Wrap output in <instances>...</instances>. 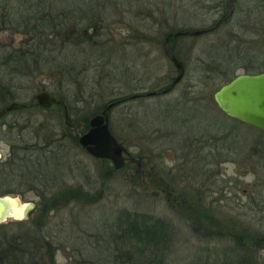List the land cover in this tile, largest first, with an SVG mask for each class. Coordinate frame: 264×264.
Wrapping results in <instances>:
<instances>
[{
	"label": "rangeland",
	"instance_id": "374dc122",
	"mask_svg": "<svg viewBox=\"0 0 264 264\" xmlns=\"http://www.w3.org/2000/svg\"><path fill=\"white\" fill-rule=\"evenodd\" d=\"M228 2L0 0V19L13 21L0 29V59L6 50L30 41L28 47L40 48L37 53L46 60L27 74L0 69L6 76L3 83L14 91L5 101L25 103L39 90L53 93L68 83L69 113L81 121L67 129L62 112L38 104L8 110L0 120V178H8L0 180V196L12 195L21 203L35 200L37 205L39 191L18 186L14 163L28 156L36 160L27 143H41L46 136L51 141L53 135L62 137L55 148L61 156L55 162L60 164L57 191L76 186L93 195L86 203L71 200L51 211L38 204L31 214L32 220L45 222L42 231L54 243L56 264L105 263L109 244H114L110 232H116L125 210L171 223L172 263L238 264L244 252L228 236L240 230L254 232L264 242V131L227 116L213 95L229 77L264 71V0H236L230 7ZM224 13V21L209 32L172 37L185 65L184 77L168 93L146 96L178 74L163 49L167 33L172 28H210ZM98 15L103 16L99 41L87 42L79 31L86 26L92 32ZM66 65L74 67L68 81L61 78ZM123 92L143 95L114 105L109 128L141 159L142 177L136 176V163L127 161L115 170L110 161L92 157L70 137L86 130L88 121L81 114L89 119L96 106ZM106 168L110 170L104 175ZM165 185L187 193L210 212L218 225L209 229H220L223 236L208 235L205 227L195 230L189 215L168 200ZM3 224L0 232L21 227L15 220ZM248 242L245 263L264 264V245L251 236Z\"/></svg>",
	"mask_w": 264,
	"mask_h": 264
},
{
	"label": "trees",
	"instance_id": "16d2710c",
	"mask_svg": "<svg viewBox=\"0 0 264 264\" xmlns=\"http://www.w3.org/2000/svg\"><path fill=\"white\" fill-rule=\"evenodd\" d=\"M235 1L236 0H233L232 5ZM228 3L227 5H229ZM98 17L99 19L95 17L98 20L97 22L93 23L92 32H89L86 26L81 28L79 31L80 36H83L87 42L90 39L93 40L94 43L99 41V36L101 34L99 29V20L101 21L103 16L98 15ZM9 23H13V21L11 19H9V21H6L4 18L0 19V29L5 27L8 28ZM16 29L25 33L24 30H20L19 26H17ZM172 30L175 29L172 28L171 32ZM183 30L191 31L185 28L177 29L175 31ZM31 40H33L32 37ZM172 40L173 38H170L168 43L169 50H171L172 53L176 55L174 45L171 43ZM29 44L30 41H27L18 48L16 47L15 49H10L9 51L6 50L8 54L4 57V59H0V69L5 70L6 68L17 75L18 73L27 74L28 71L29 73L32 71H37L43 64L42 62L46 60L41 57L42 53H37L40 48L38 50H34L35 48H33V46L28 47ZM176 56L177 59H179V56ZM59 69L61 71V68ZM62 71V77H60L63 78L64 81H68L69 78L72 79V76L74 75V67L71 69L66 65L62 67ZM236 76L234 75L233 77ZM5 77L6 76L4 74H0V100L3 103L0 109L9 102L5 101L7 95L11 96L14 93V91H11V86H9V84L5 85L3 83L2 78L5 79ZM233 77H229L228 80H231ZM13 78H15V76ZM13 78H11V80ZM53 93L62 98L69 111V100L72 92L69 89L68 83H65L63 87L62 85H59V87L54 89ZM133 96L137 97L139 95L136 94V92H133L131 95H126L124 92L116 94L113 93L112 97L108 98L106 103L103 102L102 105L96 106L97 109L93 110L91 115L101 113L104 105L115 102L113 106H116L117 104L122 103L124 99L127 100ZM113 106L111 108H113ZM51 107H55L59 110V112L63 113L62 103H56ZM6 113L7 112L1 114L0 119L4 118ZM80 117H83L86 123L89 120L88 117H84L82 114ZM88 126L89 124L87 123L85 126L86 129ZM115 136L117 137V135ZM70 137L75 143L81 146L77 140L78 136L73 134ZM61 138L62 137L53 135L50 138V140H52H48L46 142V139H49V137L46 136L41 143H39V141H34L35 143H27V148L31 147V150H33L38 158L35 160L34 157L31 156H28L27 159L26 157H23L20 159V161L14 163L16 168H19L15 175L21 181V184L18 186L23 185L26 189L34 188L38 190L41 197H39L40 201L37 203L36 207L38 208V204H40L43 205L44 209H47L48 211L54 210V208L57 209L59 203H65L71 200H74V202L78 201V203H86L93 196L89 194L88 191H84L81 187L77 188L76 186L74 188H64V190L57 191L58 188L56 187L59 180L57 171L59 170L60 164H55V162L59 159L60 155H58L55 148L58 147L57 143L59 142L57 141ZM117 139L119 140V138ZM119 141L122 142L121 140ZM81 149H83V147ZM126 164L128 163L126 162ZM110 169H112V167H110ZM110 169L106 168V170H102L103 174L106 175L107 172L109 173ZM135 172H137L136 169ZM137 175L140 174L137 172L136 176ZM147 177L148 179L152 178L149 174ZM172 179H175V177H172ZM0 180L8 181L7 175H2ZM10 180H12V177ZM165 186H162V188L164 191L169 193L167 196L168 200L171 199V202L174 205L173 207L178 208V211L180 209V211L189 215V217L193 220L195 230L198 231L199 228L205 227L208 235L217 233V236L220 238L223 236V232L220 231V229H217V231L209 229L208 226L218 225V222L214 219V217L211 216L210 212L204 210L203 207H199L192 198L186 196L187 193H177L172 191V189L167 185ZM10 191L11 190L8 189L6 190L7 193ZM121 216L122 218L118 219L116 224L118 229L115 233L110 232L109 235L111 240L113 239L114 244H109L110 251L105 257V263L99 264H178L175 262L172 263L171 261H169L170 263L168 262L170 257L169 254H171L170 251L173 247L170 245V243L172 239L175 238L173 230H171V223L169 221H164L161 217H154L151 214L148 215L141 212H131L130 210L121 212ZM16 222H18L21 226L17 230L14 229L11 232H6L3 230L0 232V264H56L54 259V255H56V251L53 246L54 243L47 238L45 234L46 231H42L45 222L42 225L43 220H41L40 217H34V220L30 218L28 220L23 219ZM2 225H4L3 222L0 224V227ZM250 236L254 239V241H257L259 246H261V244L264 245V242L258 241L256 233H250L247 230H240L239 232H235L228 236V239L234 241L239 249L244 252V255L239 258L238 264H246L245 261L248 260L247 250L249 246L248 239Z\"/></svg>",
	"mask_w": 264,
	"mask_h": 264
},
{
	"label": "water",
	"instance_id": "95a60500",
	"mask_svg": "<svg viewBox=\"0 0 264 264\" xmlns=\"http://www.w3.org/2000/svg\"><path fill=\"white\" fill-rule=\"evenodd\" d=\"M233 0H230L229 7L232 5ZM228 13L218 20V24H221L222 20ZM217 24V25H218ZM215 26V25H214ZM211 26L208 29H201L193 31H175L167 33L164 37L163 45L165 54L168 55L173 64L180 69L176 74L175 79L171 82L169 89L179 82L183 78L184 65L177 59V56L169 50V39L173 36H181L183 34H203L204 31H209L214 28ZM153 92H148L147 95H152ZM214 95V101L217 106H220L221 111L227 116H232L236 120H242L244 123L254 125L259 130L264 131V72L256 74L238 73L236 77L228 80L221 87H217ZM53 103H63L62 122L67 129H71L73 126H77L81 121L79 119L72 118L68 111L66 103L58 95L51 93L50 91H38L34 97L28 102L21 103L20 101L8 102L5 107L0 109V115L8 110H15L18 108H26L29 105L35 104L42 105L43 108H48ZM115 102L104 105L101 113L93 114L89 120V126L86 130L80 133L77 137L78 143L86 150L88 154L97 159H107L113 164V168L116 170L126 166V162L136 161V171L141 167V159L133 157L128 151L123 142H120L116 134L111 132L109 125L110 109ZM36 206L33 202H22L14 196L1 195L0 196V224L8 220L21 221L28 219L34 212Z\"/></svg>",
	"mask_w": 264,
	"mask_h": 264
},
{
	"label": "flooded vegetation",
	"instance_id": "af4514ba",
	"mask_svg": "<svg viewBox=\"0 0 264 264\" xmlns=\"http://www.w3.org/2000/svg\"><path fill=\"white\" fill-rule=\"evenodd\" d=\"M222 17V16H221ZM222 22H223V20H222ZM221 22V23H222ZM218 24V22H216V24H214V25H217ZM219 25V24H218ZM206 29V28H205ZM207 32V31H206ZM204 33V32H203ZM183 35H186V34H183ZM183 35H181V36H183ZM188 35H190V34H188ZM187 36V35H186ZM170 40V39H169ZM169 43V42H168ZM164 49V48H163ZM165 52V51H164ZM168 56V55H167ZM169 57V56H168ZM170 58V57H169ZM170 61H171V63L173 64V62H172V60H171V58L169 59ZM181 61V60H180ZM182 62V61H181ZM182 64H183V62H182ZM174 65V64H173ZM184 65V64H183ZM175 66V65H174ZM184 68H185V65H184ZM176 70H177V72L179 73V71H180V69L179 68H177V66H176ZM260 72V71H259ZM261 72H264V71H261ZM253 74H256V73H253ZM183 77H184V72H183ZM175 79V78H174ZM183 79V78H182ZM172 82V81H171ZM171 84V83H170ZM170 84H166V85H164V87H162V88H160V89H158V90H154V91H149V92H153V94L152 95H147V93L148 92H145V94H146V96H154V94H164L165 92H169L170 90H172L173 88H171V89H169L168 90V88H169V86H170ZM173 87V86H172ZM139 96H142L143 94H138ZM136 97V96H135ZM138 97V96H137ZM129 99V98H128ZM125 100V99H124ZM54 104H56V103H53V104H51L50 105V107L51 106H53ZM63 104V103H62ZM29 106H31V105H29ZM28 106V107H29ZM39 106H42V105H38L37 107H39ZM64 106V105H63ZM3 107H5V105L3 106ZM2 107V108H3ZM27 108V107H26ZM43 108V107H42ZM49 108V107H48ZM25 109V108H24ZM43 109H46V108H43ZM3 119V118H2ZM1 120V119H0ZM263 131V130H262ZM31 152H32V150H31ZM131 153V152H130ZM137 158V157H136ZM134 163H136V161H133ZM129 164L131 163V162H128ZM136 165H138L137 163H136ZM136 168H137V166H136ZM137 172L141 175V177L143 176L142 175V172H141V170L140 169H138L137 170ZM37 197H38V199H39V197H41V195H40V193L39 192H37ZM35 201V200H34ZM29 202H33V201H29ZM35 203H36V201H35ZM34 209H36V206H35V208ZM30 217H31V215H30ZM30 217L28 218V219H30ZM28 219H26V220H28Z\"/></svg>",
	"mask_w": 264,
	"mask_h": 264
}]
</instances>
